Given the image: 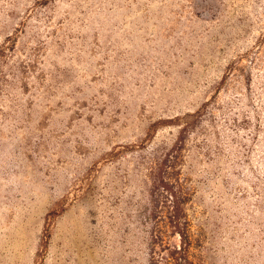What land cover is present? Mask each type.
I'll list each match as a JSON object with an SVG mask.
<instances>
[{"label": "rangeland", "instance_id": "obj_1", "mask_svg": "<svg viewBox=\"0 0 264 264\" xmlns=\"http://www.w3.org/2000/svg\"><path fill=\"white\" fill-rule=\"evenodd\" d=\"M0 264H264V0H0Z\"/></svg>", "mask_w": 264, "mask_h": 264}]
</instances>
